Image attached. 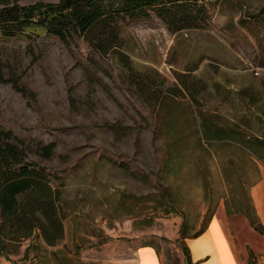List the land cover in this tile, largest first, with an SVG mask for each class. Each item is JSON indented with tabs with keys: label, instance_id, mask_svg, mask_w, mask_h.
Wrapping results in <instances>:
<instances>
[{
	"label": "rangeland",
	"instance_id": "1",
	"mask_svg": "<svg viewBox=\"0 0 264 264\" xmlns=\"http://www.w3.org/2000/svg\"><path fill=\"white\" fill-rule=\"evenodd\" d=\"M263 6L222 0L206 26L175 33L155 17L122 22L121 50L136 70L157 71L163 88L186 72L205 84L197 104L182 90L154 110L113 53L79 37L0 35V127L54 176L66 214L55 246L32 236L0 264H159L153 248L161 264H186L183 242L208 214V229L220 221L216 244L225 232L240 261L251 250L264 262V235L246 218L252 204L264 223V165L237 139L207 141L198 129L205 114L264 139V22L255 17ZM37 142L54 144L48 158Z\"/></svg>",
	"mask_w": 264,
	"mask_h": 264
},
{
	"label": "trees",
	"instance_id": "2",
	"mask_svg": "<svg viewBox=\"0 0 264 264\" xmlns=\"http://www.w3.org/2000/svg\"><path fill=\"white\" fill-rule=\"evenodd\" d=\"M219 1L222 0H57L22 5L0 0V35L14 37L31 30L48 33L61 40L82 38L99 53H113L118 57L124 79L146 106L154 110L166 99L177 97L182 90L197 104L196 96L205 89L204 82L190 77V73L186 72L176 74L178 86L163 88L165 80L157 71L136 70L122 52L120 26L122 22L155 17L171 33L203 28L211 17L210 6ZM255 17L264 22V6ZM13 86L24 92L15 82ZM200 117L198 129L203 138L207 141L237 139L232 141L248 148L254 159L264 165L263 138H246L234 126L217 124L205 114ZM35 147L39 155L48 158L54 144L37 142ZM28 150V143L0 127V256L4 257L14 254L21 242L32 236H40L49 246H55L63 238L66 214L61 188L52 185L54 176L45 167L29 159ZM167 193L166 197L169 196ZM165 200H162L164 206ZM227 209L230 213V209ZM211 217L212 214H208L191 238L198 237L206 230ZM246 218L255 231L264 235V223L259 221L252 204ZM180 235L182 240L187 237L182 228ZM182 251L186 264H197L192 262L184 242ZM243 264H256L251 250H248Z\"/></svg>",
	"mask_w": 264,
	"mask_h": 264
},
{
	"label": "crops",
	"instance_id": "3",
	"mask_svg": "<svg viewBox=\"0 0 264 264\" xmlns=\"http://www.w3.org/2000/svg\"><path fill=\"white\" fill-rule=\"evenodd\" d=\"M256 192L254 190V201L256 207H258L260 204L255 199ZM215 230L222 232L220 221L214 216L210 229L207 227L201 235L188 241V247L190 249L192 260L197 264H243L245 260L240 261L238 259L229 239L227 238V235H224L225 232L223 235H221L223 241H220L219 244L215 243ZM201 237H204V239H201ZM153 251L158 259L159 264H161L154 248ZM261 264H264V262Z\"/></svg>",
	"mask_w": 264,
	"mask_h": 264
},
{
	"label": "bare ground",
	"instance_id": "4",
	"mask_svg": "<svg viewBox=\"0 0 264 264\" xmlns=\"http://www.w3.org/2000/svg\"><path fill=\"white\" fill-rule=\"evenodd\" d=\"M207 233H208V232H207ZM207 236H208V235H207ZM201 239H204V237H203V238L201 237ZM206 239H207V238H206ZM207 241H208V240H207Z\"/></svg>",
	"mask_w": 264,
	"mask_h": 264
}]
</instances>
